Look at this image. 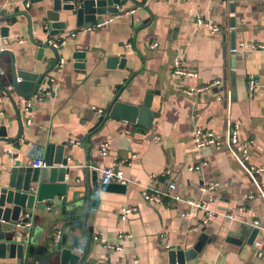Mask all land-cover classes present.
<instances>
[{
  "label": "crops",
  "instance_id": "1",
  "mask_svg": "<svg viewBox=\"0 0 264 264\" xmlns=\"http://www.w3.org/2000/svg\"><path fill=\"white\" fill-rule=\"evenodd\" d=\"M22 1L4 2L6 13L20 11ZM119 12L105 16L99 28L94 25L65 42L64 60L78 44L87 49V61L82 70L73 69V61L65 64L56 78L61 81L68 74L70 81L57 95L16 99L22 135L14 144L0 143V161L10 155L27 161L35 156V147L64 145L73 169L69 185L82 184L84 169L103 176L112 170L123 173L126 193L100 194L87 237L80 240L87 263L169 264L170 247L191 248L205 235L208 239L201 252L185 264H264V48H257L264 47V0H131ZM198 19L219 30L199 26ZM2 26L9 29L8 38L0 36V51L13 54L17 70L42 72L46 67L36 60L26 18ZM231 33L234 51H230ZM32 34L44 40L35 24ZM152 42L158 44L155 50L149 48ZM110 57L123 58L124 66L108 68ZM175 59L195 76H173ZM250 76L258 85L251 96L246 85ZM211 84L200 93H185ZM148 92L151 109L159 113L145 134L119 119L107 117L97 123L115 102L141 106ZM0 125L7 126L9 138L19 134L14 109L7 101L0 104ZM234 127L240 145L247 149L248 164L263 170L253 177L225 146H195V128L213 132L227 145ZM102 144L108 145L106 156L99 153ZM169 183L176 185L177 201L144 202V188L165 191ZM213 185L212 190L202 191ZM190 200L208 202L214 214L205 226H200L203 213L186 215ZM124 207L136 210L120 220ZM228 214L233 218L227 219ZM55 217H48L42 226ZM258 224L261 234L252 246L225 242L227 232ZM125 234L130 238L119 237Z\"/></svg>",
  "mask_w": 264,
  "mask_h": 264
},
{
  "label": "water",
  "instance_id": "2",
  "mask_svg": "<svg viewBox=\"0 0 264 264\" xmlns=\"http://www.w3.org/2000/svg\"><path fill=\"white\" fill-rule=\"evenodd\" d=\"M6 1L0 0V24L11 26L17 23V18H26L29 42L37 49L36 60L46 67L40 73L17 70L13 54L7 50L0 51V104L7 101L13 107L19 127V134L9 138L7 126L0 125V143L14 144L22 135L16 99L24 101L40 94L46 98L47 92L50 97L53 93L57 95L61 86L66 87L70 81L68 74H64L61 81L56 78L61 75L65 64L73 61L72 68L82 70L87 61V49L78 44H74L71 57L64 60L61 52L65 42L74 40L82 30H91L94 25L101 26L105 16H117L131 0H23L22 9L15 13H6L3 4ZM34 5L37 7L33 8ZM34 24L44 40L33 37ZM8 29L0 27L1 38H8ZM230 36V51H234V33ZM48 39L58 40L59 46L49 45ZM60 59L63 60L62 66L58 64ZM235 61V57L231 59V67H234ZM106 63L108 68H122L125 60L110 57ZM151 99L152 93L148 92L141 106L117 101L104 117L98 118L97 123L100 124L107 117L119 119L138 126V132L145 134L159 113L151 109ZM64 150V145L47 144L35 147V156L33 154L27 161L19 159L17 155L0 161V261L90 264L85 262L80 240L87 237L92 211L98 206L100 194H124L127 187L113 182L107 174L103 176L89 169L83 170L80 186L69 185V174L73 169L68 165ZM34 160H41L45 167L34 168ZM51 215H55V219L49 220L46 227L42 226ZM260 228L261 224L253 228L242 225L236 232H227L225 242L235 246H252L261 234ZM56 231H60L58 238L55 237ZM207 239L205 235H200L188 249L170 247L167 251L168 263L185 264L194 260Z\"/></svg>",
  "mask_w": 264,
  "mask_h": 264
},
{
  "label": "built area",
  "instance_id": "3",
  "mask_svg": "<svg viewBox=\"0 0 264 264\" xmlns=\"http://www.w3.org/2000/svg\"><path fill=\"white\" fill-rule=\"evenodd\" d=\"M197 24L199 26H204L207 27L211 32H216L219 29L211 24L204 23L201 20H197ZM100 25H98L99 27ZM49 45L53 47H58L60 42L55 39H48L47 42ZM158 47V44L156 42H152L150 44V49L155 50ZM257 48H264L262 46H257ZM255 49V48H254ZM59 65H63V60H59ZM172 75L173 76H178V77H192L195 76V73L193 71H188L184 68L181 67V63L178 59H175L173 62V70H172ZM217 84V83H216ZM215 84V85H216ZM247 92L249 96H251L254 92V90L257 88V82L254 79V77L250 76L247 80ZM214 85H209V86H200L196 88H188L185 90V93L187 95H193L196 93H200L203 90L208 89L209 87H212ZM50 94L49 92L46 93ZM43 98V95H38V100H41ZM30 108V104H27L26 110ZM99 115H102L103 112L101 110L98 111ZM193 136H194V142L195 146L197 148H205L209 146H215L217 148H222L223 146L226 147V149L230 152V154L234 157L236 162L244 169V171L249 175L253 176L252 174L255 171H263L262 169H257L254 166H251L248 164V157H247V149L246 147H243L240 145L239 137H238V129L236 127L232 128L228 132V143L227 145L223 143L222 140H220L218 137L215 136L213 132L210 131H205L201 128H195L193 130ZM99 153L102 156H106L108 153V145L107 144H102L99 148ZM34 168H44L45 165L41 160H34L33 165ZM199 166L194 167L195 170H197ZM107 176L116 183L126 185L127 182L123 176V173L119 170H112L107 174ZM215 187V185L207 187V188H202L203 192H208L212 190ZM176 190V185L174 183H169L166 187L165 191H158V190H150L148 188H144L141 192L142 199L144 202L148 204H159L163 201L164 198H171L175 201L178 200V197L174 195V191ZM188 205L191 207V211L188 212L186 215H190L191 212L196 211V212H201L203 213V216L200 219V226H205L208 221H210L213 217V211L209 209L208 202H202V201H188ZM135 208L132 207H124L121 210V213L119 215L120 220H125L126 217L133 212H135ZM227 219H232L233 215H226ZM257 223V222H256ZM60 236V231L55 232V237L58 238ZM121 239L122 238H130L129 235H120L119 236ZM255 246H259V244H255ZM258 256H261L260 253H258Z\"/></svg>",
  "mask_w": 264,
  "mask_h": 264
}]
</instances>
